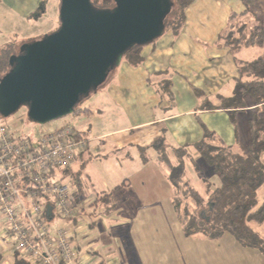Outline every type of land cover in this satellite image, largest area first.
I'll return each instance as SVG.
<instances>
[{
	"label": "crops",
	"instance_id": "0c3cea01",
	"mask_svg": "<svg viewBox=\"0 0 264 264\" xmlns=\"http://www.w3.org/2000/svg\"><path fill=\"white\" fill-rule=\"evenodd\" d=\"M45 1V10L42 12V3ZM59 11L60 0H0V54L9 52L13 56L18 55L25 42L40 40L44 34L55 31L59 24ZM233 14L241 15L238 13H232L231 15ZM231 15L225 21V26L222 29L224 30L226 27L224 32L229 26ZM214 35V33H211L210 37L217 38V34ZM221 36H219V42L216 41L220 51L230 50L235 54L244 49H249L243 48L239 51H233L225 45ZM147 47L140 49L142 64H140L141 62L132 64L125 61L127 64L120 71L121 82L133 86L130 88L128 97L126 98V95L120 92V86L115 83L111 85L112 92H114L112 94L113 100L117 106L132 107L133 96H138L141 104L156 105L158 103L159 97L157 96L156 86L158 89L159 86L163 88V83L168 74H164V71L159 69H153V61L150 58L151 50L147 51ZM217 56L216 54L214 58H211L210 62L213 63L212 60H218ZM242 63L248 62L238 63V69ZM227 68L229 67L227 66ZM232 69L234 75H230L229 70L225 71L224 74L228 76V79L231 78V81H234L235 87V79L238 76L235 75V68L232 67ZM117 71L115 70L114 73ZM113 76L107 83L112 81ZM210 77L211 80L218 79L217 74L212 73V70ZM182 80L185 79L182 78ZM225 82L221 84L214 82L215 89L210 93L215 96L216 105L213 106L216 108L219 106V97H225L220 92ZM202 84L199 82L196 86H190L196 94L205 95ZM207 84L211 86L212 83ZM164 86L166 87V85ZM172 86L171 84L170 89L172 92L169 98H174L175 92ZM230 95L231 93L228 96ZM196 108L174 115H166L159 119L136 121L130 128L93 135L95 138L92 137L93 128L85 123L86 118L82 119L85 124H81L76 129L85 135L88 142L87 149L68 170L69 174L63 177L71 178L70 186L74 195L76 192L77 200V196L85 198L80 202L84 209L72 222L57 219L52 211L48 213L53 230L69 227L74 231L75 246L77 248L75 264H179V260L175 256L169 257V255L164 254L163 250H152V234H150L149 239L148 234L146 235L140 231L142 228L139 224L143 223L142 210L139 216L136 208H145L158 201L157 194L154 191L159 187H162V192H165L167 201L173 206V190L167 180L168 170L159 163V155L155 149V144L163 143L167 146L169 152L170 150L193 146L203 139L204 133L201 125H204L207 130L215 133L226 146L232 149L235 147L238 151L240 150L238 147L240 134L235 129L233 116L236 119L242 113L243 115L250 114V111L233 115L229 111L221 109L207 111L202 110L200 106ZM85 110L87 112L81 115L87 118L93 117L91 108H85ZM127 110H130V108H127ZM248 121L249 119H247V124ZM247 132L248 142V125ZM106 141H109V146ZM98 142H101V144ZM237 153L239 154V152ZM134 157L135 159H141L138 164L140 169L138 173L129 176L130 172H127V170L131 167V163H135ZM107 158L111 159L106 160ZM187 171L196 189L204 192V187L197 179L194 170L188 167ZM148 176L153 178L154 186ZM76 180H79L80 184L75 185ZM132 186L136 192V197L131 198L128 194L123 195L125 190ZM117 188H120V190L116 191ZM109 194L116 197L114 200L118 199L115 201L118 206L112 211L107 209L103 201L99 200L100 196ZM132 207L135 209L132 210ZM173 216L174 219H178L175 212ZM6 235L5 225L0 220V264H15L19 259V253L15 247H10ZM172 251L176 252V250ZM244 251H248L257 257V253L247 249Z\"/></svg>",
	"mask_w": 264,
	"mask_h": 264
},
{
	"label": "rangeland",
	"instance_id": "374dc122",
	"mask_svg": "<svg viewBox=\"0 0 264 264\" xmlns=\"http://www.w3.org/2000/svg\"><path fill=\"white\" fill-rule=\"evenodd\" d=\"M244 10L245 5L242 0H194L185 11L184 21L180 25L179 10L177 7H173L172 12L167 17L166 31L163 36L147 45L148 47L144 46L147 47V51L151 50L150 58L153 61V69H159L164 71V74H168L166 82L164 81L163 83V88L159 86L158 89L156 86L157 96L159 97L156 105L141 104L138 96H133L132 107H121L115 104L112 96L114 94L112 92V84L115 83L117 86H120V92L125 94L126 98L129 95L130 88L133 87L122 83L121 77H119L120 71L127 64L125 61H128L127 58H124L123 63L116 71L120 69L116 73L113 71L110 74L109 79L114 75L112 81H110L111 83H106L88 98H84L79 104V107L82 109L91 108L93 117L87 118L84 115H71L49 123L47 127L59 128L65 121L74 128L85 123L90 125V128L92 127L94 130L92 137H94L93 135L116 132L132 127L136 121L163 118L166 115H174L189 111L190 109H197L196 107L199 106L201 108L207 105V103L216 105L215 96L210 94L215 89L214 82L221 84L226 81L220 92L225 97H231L234 91V81H231V78L228 79V76L224 72L229 70L230 75H234V73L232 74V67H234L235 75L239 76L238 63L250 62L262 54V49L257 47L244 49L241 52L233 54L230 50L220 51L218 44H216V41L219 42V36L226 29L225 27L222 30L228 17L232 13L241 14ZM238 21L241 23L240 27L243 24H246L248 28L263 26L264 0H260V6L257 9L249 12L247 17H242ZM59 25L60 21L57 29L60 27ZM211 33L217 34V38H211ZM46 35L49 34H44V36H41V39ZM31 42L33 41H28L24 44ZM216 54L218 55V60H212L213 63H211L210 59L214 58ZM227 66L229 68L226 69ZM211 70L212 73L217 74V80H211ZM116 74L118 75L116 76ZM182 78L185 80L183 81ZM199 82L203 83L204 88L202 90L205 92V95L196 94L190 86H196ZM209 82L212 83L211 86L207 84ZM171 84L175 92L174 98H169L172 92L170 89ZM229 93H231L230 96H228ZM127 108H130V110H127ZM83 118H86L85 123L82 122ZM247 119H249V114L243 115V113L235 119L237 120L238 133L240 134V143L238 145L240 150L237 151L233 147V151L239 152L240 155H244L249 142H247ZM183 120L185 121V119ZM2 126L7 127L15 136L20 135L25 139L31 140L35 146H38L42 139L44 126L30 120L28 118V110L25 107L9 118L0 116V128ZM106 142L108 145L109 141ZM110 159L107 158L106 160ZM135 160L134 164L130 162L131 167L127 170V172H130L129 176L138 173L140 169L138 164L141 159ZM214 178L213 182L215 186H218L219 181L217 177ZM148 179L151 180L153 185V178L148 176ZM85 180L89 182V180ZM154 180L156 181L155 178ZM63 183L70 185L71 178L65 177ZM162 191V187L154 191L157 194L156 198L158 201L145 208H136L139 216L142 210L143 223L139 224L142 228L140 231L146 235L148 234L149 239L150 234H152V250H163L164 254L169 255V257L175 256L178 258L179 264H264V260L259 254L255 257L252 253L244 251L245 249L237 245L230 237H223L220 240H209L202 236L186 237L182 223L178 219H174V208L167 201L165 192L163 193ZM125 194H128L131 198L136 197L133 186L125 190L123 195ZM117 200L108 201L104 199V202L106 207L110 208L114 204L113 201ZM258 201L259 205L264 203V186L258 191ZM131 209L134 210L135 208L132 207ZM257 230L264 235V226ZM10 247H15L14 243H10ZM172 250H176V252L174 253Z\"/></svg>",
	"mask_w": 264,
	"mask_h": 264
},
{
	"label": "trees",
	"instance_id": "16d2710c",
	"mask_svg": "<svg viewBox=\"0 0 264 264\" xmlns=\"http://www.w3.org/2000/svg\"><path fill=\"white\" fill-rule=\"evenodd\" d=\"M242 1L245 10L239 16L231 15L229 26L221 39L233 51L257 47L263 53L252 62L240 64L239 76L235 79L231 97L220 96L218 108L207 103L201 109H221L233 115L250 111L246 152L244 155L235 153L204 125H201L203 139L193 146L169 152L167 146L161 143L155 144V149L159 155V163L168 170L167 180L173 190V208L182 223L185 236H202L209 240L230 237L237 245L259 254L264 260V235L257 230L264 226V203L259 205L258 201V191L264 186V25L248 28L243 24L240 27L238 20L247 17L249 12L260 6V0ZM192 2L193 0H172L173 7L179 10L180 25ZM92 3L97 9L114 7V0H93ZM45 5L46 1L42 3V12ZM141 48H133L124 58L132 64H139ZM12 56L9 52L0 54V79L9 71ZM249 108L253 109L248 110ZM86 112L87 110L78 106L75 115ZM234 119L233 116L238 131ZM188 167L197 174L204 192L193 185V180L188 176ZM68 174L69 171L66 170L64 176ZM214 177L219 181L218 186L213 182ZM76 184H80L79 180H76ZM119 190L120 188L116 189ZM77 197L78 203L85 199L83 196ZM115 198L113 194H109L100 196L99 200L105 204L104 199L110 201ZM113 202L107 209L112 211L117 208V204ZM18 260L15 264H30L20 256Z\"/></svg>",
	"mask_w": 264,
	"mask_h": 264
},
{
	"label": "water",
	"instance_id": "95a60500",
	"mask_svg": "<svg viewBox=\"0 0 264 264\" xmlns=\"http://www.w3.org/2000/svg\"><path fill=\"white\" fill-rule=\"evenodd\" d=\"M92 1L60 0V27L10 58L0 79L1 117L25 107L43 126L75 115L128 52L163 36L173 8L172 0H114L103 10Z\"/></svg>",
	"mask_w": 264,
	"mask_h": 264
},
{
	"label": "built area",
	"instance_id": "2783aa9c",
	"mask_svg": "<svg viewBox=\"0 0 264 264\" xmlns=\"http://www.w3.org/2000/svg\"><path fill=\"white\" fill-rule=\"evenodd\" d=\"M43 126L38 146L0 128V220L7 241L30 264H75L74 231L53 230L48 213L72 222L84 209L63 176L88 142L65 121L59 128Z\"/></svg>",
	"mask_w": 264,
	"mask_h": 264
}]
</instances>
